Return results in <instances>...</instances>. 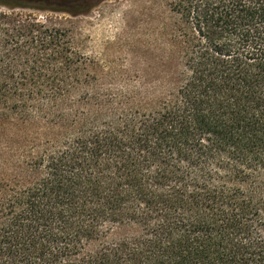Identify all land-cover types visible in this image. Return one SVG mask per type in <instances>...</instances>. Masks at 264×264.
<instances>
[{
  "label": "trees",
  "instance_id": "obj_1",
  "mask_svg": "<svg viewBox=\"0 0 264 264\" xmlns=\"http://www.w3.org/2000/svg\"><path fill=\"white\" fill-rule=\"evenodd\" d=\"M176 6L162 79L92 110L65 31L0 15V264H264V0Z\"/></svg>",
  "mask_w": 264,
  "mask_h": 264
},
{
  "label": "rangeland",
  "instance_id": "obj_2",
  "mask_svg": "<svg viewBox=\"0 0 264 264\" xmlns=\"http://www.w3.org/2000/svg\"><path fill=\"white\" fill-rule=\"evenodd\" d=\"M177 0H105L82 15L0 6V15L30 16L65 31L77 59L78 87L69 98H88L86 109L161 80L178 35ZM175 31V33H174ZM175 43V42H174Z\"/></svg>",
  "mask_w": 264,
  "mask_h": 264
}]
</instances>
